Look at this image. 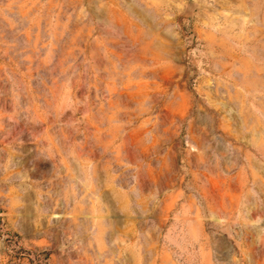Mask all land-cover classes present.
Returning a JSON list of instances; mask_svg holds the SVG:
<instances>
[{"label":"rangeland","instance_id":"rangeland-1","mask_svg":"<svg viewBox=\"0 0 264 264\" xmlns=\"http://www.w3.org/2000/svg\"><path fill=\"white\" fill-rule=\"evenodd\" d=\"M0 264H264V0H0Z\"/></svg>","mask_w":264,"mask_h":264}]
</instances>
